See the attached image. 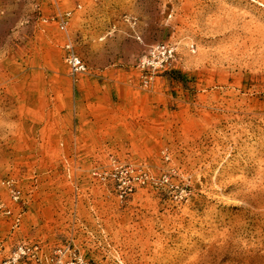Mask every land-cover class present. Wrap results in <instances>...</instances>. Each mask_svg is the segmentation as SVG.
I'll list each match as a JSON object with an SVG mask.
<instances>
[{
    "label": "rangeland",
    "instance_id": "374dc122",
    "mask_svg": "<svg viewBox=\"0 0 264 264\" xmlns=\"http://www.w3.org/2000/svg\"><path fill=\"white\" fill-rule=\"evenodd\" d=\"M7 179L0 264H264V0H0Z\"/></svg>",
    "mask_w": 264,
    "mask_h": 264
},
{
    "label": "built area",
    "instance_id": "2783aa9c",
    "mask_svg": "<svg viewBox=\"0 0 264 264\" xmlns=\"http://www.w3.org/2000/svg\"><path fill=\"white\" fill-rule=\"evenodd\" d=\"M37 6H39V4ZM70 18L71 13L68 12L58 19L59 27L61 30H67ZM125 20L131 25L132 28H135L137 26V20L134 17H125ZM44 21L48 22L50 21V19H45ZM52 21H55V18H52ZM137 38L138 40H140L139 36ZM176 55L177 48L172 43L146 45L144 54L140 58L137 68L142 74H145L147 77L155 76L165 71L175 61ZM65 62L68 65L70 73L74 78L85 75L88 72V66L83 61V59L79 57L74 51L73 45L70 41L65 46ZM115 176H118V171ZM0 184L5 187L6 191L8 192L11 203L19 204L20 202H22V190L14 179L0 181ZM14 212L15 210L12 204L10 205L5 201L0 200V213L7 217L14 218V224L17 225L18 223H20L21 213L19 212L18 214H15ZM26 251V247H18L13 253V258H19L22 254H25Z\"/></svg>",
    "mask_w": 264,
    "mask_h": 264
}]
</instances>
